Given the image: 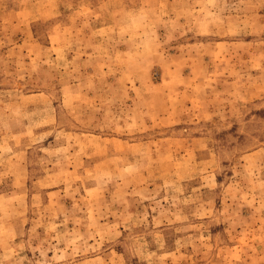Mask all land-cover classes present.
Returning <instances> with one entry per match:
<instances>
[{"label":"rangeland","instance_id":"1","mask_svg":"<svg viewBox=\"0 0 264 264\" xmlns=\"http://www.w3.org/2000/svg\"><path fill=\"white\" fill-rule=\"evenodd\" d=\"M0 264H264V0H0Z\"/></svg>","mask_w":264,"mask_h":264}]
</instances>
